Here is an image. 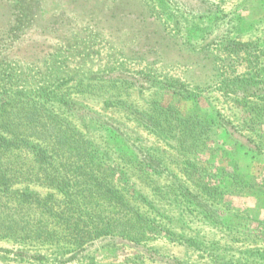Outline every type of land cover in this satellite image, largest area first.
<instances>
[{"label": "rangeland", "instance_id": "374dc122", "mask_svg": "<svg viewBox=\"0 0 264 264\" xmlns=\"http://www.w3.org/2000/svg\"><path fill=\"white\" fill-rule=\"evenodd\" d=\"M38 1L42 28L63 19L70 42L52 39L42 63L27 52L24 62H0V96L43 95L54 117L68 119L95 143L90 156L101 171L114 172L119 194L130 205L145 195L163 216L145 206L159 226L145 227L140 244L107 235L72 253L63 242L9 238L5 223L0 264H264V0ZM11 3L0 0V27ZM154 101L169 103L182 118L212 122V135L189 156L175 136L153 134L124 107L145 109ZM117 136L133 154L123 161ZM150 158L165 172L141 176L137 161ZM189 161L208 171L219 164L248 183H220L213 206L225 226L186 216L156 196L155 186L193 187L183 170ZM29 188L55 192L37 183Z\"/></svg>", "mask_w": 264, "mask_h": 264}, {"label": "trees", "instance_id": "16d2710c", "mask_svg": "<svg viewBox=\"0 0 264 264\" xmlns=\"http://www.w3.org/2000/svg\"><path fill=\"white\" fill-rule=\"evenodd\" d=\"M8 1H12L8 4L10 19L0 27V62H24L23 54L27 52L32 54L30 61L42 63L49 54L46 53L48 42L59 37L66 40L64 43L70 42L66 34L68 22L63 19L51 30L42 28L44 22L39 18L38 0ZM60 24L65 30H59ZM35 33L43 39H31ZM36 99H19L11 93L0 96V230L6 223L4 227L9 229L5 235L9 238L24 236L25 239L63 242L71 253L107 235H120L119 238L125 241L130 239L140 244L138 235L145 227L159 226L152 223L153 218L145 206L149 205L158 215L163 214L142 194L137 197V205H130L115 188L114 172L101 171L92 160L90 153L95 143L68 119L54 117L58 115L47 110L43 95ZM124 107L131 120L153 134L175 136L179 149L187 151L189 156L212 135V122L182 118L165 101H154L145 109L132 103H126ZM112 140L122 148L118 154L120 161L133 156L124 150L128 146L123 139L117 136ZM210 151L218 152L216 149ZM218 155L219 160L224 159V155ZM137 166L141 176L165 172L151 158L150 162L138 160ZM214 167L210 171L203 170L189 161L183 168V175L189 178L193 187L185 183H173L166 190L155 186V194L168 204L181 206L186 216H202L206 222L222 226L221 217L213 206L221 191L220 183L232 182L238 187H246L248 183L235 171L226 175L225 168L219 164ZM31 183L52 188L55 192L41 194L29 188ZM20 211H24V217L19 219ZM159 229L169 240L176 239L168 229ZM178 238L181 242L194 244L183 237Z\"/></svg>", "mask_w": 264, "mask_h": 264}]
</instances>
